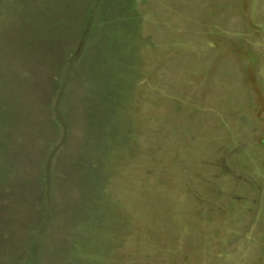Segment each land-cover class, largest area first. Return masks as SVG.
<instances>
[{
    "label": "rangeland",
    "instance_id": "rangeland-1",
    "mask_svg": "<svg viewBox=\"0 0 264 264\" xmlns=\"http://www.w3.org/2000/svg\"><path fill=\"white\" fill-rule=\"evenodd\" d=\"M0 88L9 264H264V0H0Z\"/></svg>",
    "mask_w": 264,
    "mask_h": 264
},
{
    "label": "trees",
    "instance_id": "trees-1",
    "mask_svg": "<svg viewBox=\"0 0 264 264\" xmlns=\"http://www.w3.org/2000/svg\"><path fill=\"white\" fill-rule=\"evenodd\" d=\"M61 31H63V30L59 31V35H62ZM52 32H54V31H52ZM54 33L56 34V31ZM22 36H23V34H21V37L18 39L17 44L21 43L22 39L26 42L28 41L27 38L22 37ZM13 56H16L17 60H16V62L11 64L12 66L10 65L11 70L8 73L5 72V75L6 74L10 75V72H12L13 78L10 80L8 77V78H6V81L3 83H5L6 87H8V85L10 84V87H12V89L14 91L22 93L23 97H26V94L30 93V92L28 93L27 85L31 84V83L27 82L26 79L29 81H32L33 76L36 75L35 69L33 68L34 65H33V63H31V61H27L24 58V55H22V53H19L18 51H15V55H13ZM20 77H21V80H20ZM0 90H1L0 92H2V94H4L3 89L0 88ZM38 95L39 94L36 92H31L29 97L36 100ZM19 106H21V105H15V104L12 105V107H19ZM13 111L16 112V110H13ZM10 127L12 128L13 126L10 125ZM6 128H8V127H6L4 124L0 123V137L6 133V130H7ZM13 130L14 129H11V131L8 130L9 132L6 133V137L1 141L7 147V150H8L7 155L9 154L12 157H13L12 151L14 150V146H11V133L13 132ZM55 159H57V158H54L52 160L48 159V161L45 162L48 165L47 172H48V174H50L51 178L52 177L55 178L54 176L58 175L57 167L54 166V164L56 163ZM3 160H5V159H0V166H2V167H0V264H9L10 260H11V255H12L13 249H16L17 252L18 251L21 252V249H20V247H18L17 245H15L11 241V238L9 236V233L11 232V226H10V223H8L6 220V217H7L6 211L9 212V207L7 204H9L11 199H13L16 195H17L16 196V200H17L19 198V196H21L20 195L21 193L19 194L18 192H16V191L14 192L13 190L6 191L8 188H4L5 184H7L6 181L10 177L9 176L10 174L8 172V175H7V169L4 168ZM27 161L33 162L34 159L28 158ZM7 167H9V166H7ZM3 168L5 169L4 174H3ZM39 168L40 169L43 168L42 164L39 166ZM62 179L65 180L66 176L63 177ZM47 181H48V179L46 180V182ZM48 183H51V181H49ZM51 186L52 185H50V188H51ZM34 192H35V190H34ZM48 192L50 193V191L46 190L45 193H43L42 200L44 198H46V200H44L45 202L43 201L42 204L44 205L45 209L51 205L50 208H48V209H50L49 213L52 216H53V212L55 213V215H58L57 211H56L57 204H56V202H53V200L49 198ZM13 204L15 206L14 210H16L15 211L16 214H13L11 211L10 212L16 217V220H19V215L22 213V210H20L17 207L16 201H14L12 203V205ZM29 208H31V207H29ZM40 210L39 211L36 210L37 213H39L37 215L34 212H28L29 210H26V212H28V224L27 225H29V226L27 228V231L25 232V235H30L31 237H35L37 234V232H36L37 229L36 228L34 229L32 226L36 225L37 220H40L38 218L42 217L41 218L42 220H44V219L48 220L49 219L48 218V215H49L48 211L42 210V213H44V214H41V215H43V216H41ZM22 214L24 215V213H22ZM52 221H53V219H50V222H52ZM23 236H24V234H23ZM8 237L10 238V240L8 239ZM9 241H11V242H9ZM33 245H35V244L31 243L29 245V247H31L32 253H33ZM3 248H5V249L3 250Z\"/></svg>",
    "mask_w": 264,
    "mask_h": 264
}]
</instances>
